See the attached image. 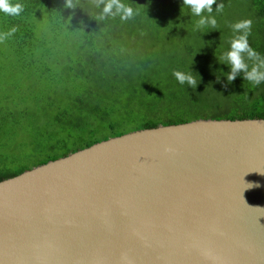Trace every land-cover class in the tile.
Wrapping results in <instances>:
<instances>
[{"label":"water","instance_id":"water-1","mask_svg":"<svg viewBox=\"0 0 264 264\" xmlns=\"http://www.w3.org/2000/svg\"><path fill=\"white\" fill-rule=\"evenodd\" d=\"M0 264H264V118L139 129L1 180Z\"/></svg>","mask_w":264,"mask_h":264},{"label":"trees","instance_id":"trees-1","mask_svg":"<svg viewBox=\"0 0 264 264\" xmlns=\"http://www.w3.org/2000/svg\"><path fill=\"white\" fill-rule=\"evenodd\" d=\"M18 17L0 13V181L131 131L203 118H264V83L243 72L229 82L220 62L252 20L249 44L264 56V0H216L217 29H196L183 0H122L138 10L129 21L97 19L95 0H10ZM203 15L207 16V13ZM52 35L37 42L35 29ZM77 37L58 44L64 33ZM71 47V48H68ZM251 65V62H249ZM174 71L192 72L196 88ZM30 155V162L20 161Z\"/></svg>","mask_w":264,"mask_h":264},{"label":"clouds","instance_id":"clouds-1","mask_svg":"<svg viewBox=\"0 0 264 264\" xmlns=\"http://www.w3.org/2000/svg\"><path fill=\"white\" fill-rule=\"evenodd\" d=\"M216 4L215 11L220 13L223 11V3H216V0H183V5L190 9L193 16L199 17L196 23V29L200 30L205 26L211 29H217V20L213 13V4ZM69 7L73 6L72 0H67ZM95 6L99 9L97 19L105 20L109 17L120 21L132 20L139 15L138 10L131 5L125 4L122 0H95ZM24 5L21 3H11L10 0H0V13L5 16L18 17L24 12ZM207 13L208 15H203ZM232 32L235 34L229 40V50L223 53L220 62L230 67L227 73V80L231 82L239 72H243L245 81L252 85H260L264 83V56H261L253 47L250 46L248 37L252 30V20L243 19L231 25ZM17 28L13 26L7 32L0 33V42L13 36ZM251 62V65L249 64ZM173 76L180 84H187L191 88H196L198 84L192 72L174 71ZM165 151H172L170 147H166ZM259 187L258 184L251 183L249 188Z\"/></svg>","mask_w":264,"mask_h":264},{"label":"rangeland","instance_id":"rangeland-1","mask_svg":"<svg viewBox=\"0 0 264 264\" xmlns=\"http://www.w3.org/2000/svg\"><path fill=\"white\" fill-rule=\"evenodd\" d=\"M51 37H52L51 34L44 32V31H41L38 27H36L35 34H34L35 41L42 42L43 40H48ZM75 37H77V35L74 32L64 33L58 38L53 37L52 42H55L57 44H58V42L63 43L64 40L68 39L70 41L71 39H74ZM68 48H71V47H68ZM17 159L20 161L30 162L34 158L30 155L24 154V155L19 156Z\"/></svg>","mask_w":264,"mask_h":264}]
</instances>
